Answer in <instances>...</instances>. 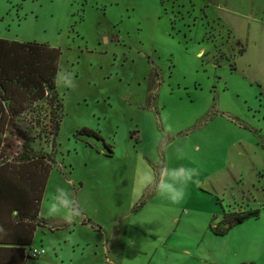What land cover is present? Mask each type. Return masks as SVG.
Returning <instances> with one entry per match:
<instances>
[{"label": "rangeland", "instance_id": "374dc122", "mask_svg": "<svg viewBox=\"0 0 264 264\" xmlns=\"http://www.w3.org/2000/svg\"><path fill=\"white\" fill-rule=\"evenodd\" d=\"M0 38L61 49L31 264H264V0H0ZM171 169H195L178 203ZM58 189L72 215L50 214ZM229 206L259 216L219 238Z\"/></svg>", "mask_w": 264, "mask_h": 264}, {"label": "trees", "instance_id": "16d2710c", "mask_svg": "<svg viewBox=\"0 0 264 264\" xmlns=\"http://www.w3.org/2000/svg\"><path fill=\"white\" fill-rule=\"evenodd\" d=\"M60 57L58 47L0 38V220H8L7 216L16 212L14 217L19 220L20 233L24 232V245H31L38 226H47L39 211L51 171L58 168L57 136L64 110L57 89ZM229 65L230 70H236L232 63ZM151 68L149 87L155 88L159 76L153 65ZM77 134L101 140L109 154H113L111 144L94 128L82 126ZM36 142L39 146L49 143L50 151L40 149ZM230 208L223 207L219 221H215L216 215L212 218L209 227L213 234L223 236L259 216L258 209ZM17 249L23 256L20 264H25V256L31 259L24 248Z\"/></svg>", "mask_w": 264, "mask_h": 264}, {"label": "crops", "instance_id": "0c3cea01", "mask_svg": "<svg viewBox=\"0 0 264 264\" xmlns=\"http://www.w3.org/2000/svg\"><path fill=\"white\" fill-rule=\"evenodd\" d=\"M41 204H42V201H41ZM14 214H16V212H14L13 215L11 216H7L8 220L5 218L0 220V241L1 240L5 241V242H0V264H20L22 262L23 256H22V253L18 251L17 248H20V247L24 248L25 255H28L30 248L40 247V246L33 245L34 238H33L31 245L23 244L24 232L21 231L20 233V228L18 227L19 220L14 217ZM39 216L42 218V216L40 215V211H39ZM38 227H41V226H38ZM231 231L223 236H220L219 238L229 235ZM1 243H4V244H1ZM32 259H36V258L27 259L25 256V264H31L29 261Z\"/></svg>", "mask_w": 264, "mask_h": 264}, {"label": "clouds", "instance_id": "9594fccd", "mask_svg": "<svg viewBox=\"0 0 264 264\" xmlns=\"http://www.w3.org/2000/svg\"><path fill=\"white\" fill-rule=\"evenodd\" d=\"M195 175V169H185L184 175L180 176L178 170L171 169L167 173V179L164 183L159 185V192L162 196H167L169 200L173 203H178L182 198V189L178 190L177 184H185L187 180H190L192 176ZM57 201L58 203L53 204L50 211V214L55 215L60 213V209L64 208L67 210L69 215L73 214L71 208L72 201L70 199H65L66 193L63 189H58Z\"/></svg>", "mask_w": 264, "mask_h": 264}, {"label": "built area", "instance_id": "2783aa9c", "mask_svg": "<svg viewBox=\"0 0 264 264\" xmlns=\"http://www.w3.org/2000/svg\"><path fill=\"white\" fill-rule=\"evenodd\" d=\"M44 252H45V249L42 246L32 247L29 250L28 257H30V258L38 257L41 254H43Z\"/></svg>", "mask_w": 264, "mask_h": 264}]
</instances>
